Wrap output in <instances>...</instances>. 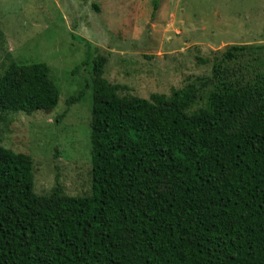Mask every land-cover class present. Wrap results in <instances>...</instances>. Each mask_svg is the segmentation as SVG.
I'll use <instances>...</instances> for the list:
<instances>
[{
    "label": "trees",
    "instance_id": "trees-1",
    "mask_svg": "<svg viewBox=\"0 0 264 264\" xmlns=\"http://www.w3.org/2000/svg\"><path fill=\"white\" fill-rule=\"evenodd\" d=\"M89 60L91 192L36 194L32 158L0 146V264H264V47L228 48L192 113L205 84L121 96L107 56ZM59 94L45 63L0 75V112L50 111Z\"/></svg>",
    "mask_w": 264,
    "mask_h": 264
},
{
    "label": "rangeland",
    "instance_id": "rangeland-1",
    "mask_svg": "<svg viewBox=\"0 0 264 264\" xmlns=\"http://www.w3.org/2000/svg\"><path fill=\"white\" fill-rule=\"evenodd\" d=\"M151 1L0 0V75L10 62L45 63L60 91L50 111L0 112V146L32 158L36 194L57 181L69 196L91 192L87 54L107 56L103 77L123 87L121 96L168 97L205 84L192 113L218 86L212 69L228 48L264 47V0H158L154 12ZM256 58L229 64L232 79Z\"/></svg>",
    "mask_w": 264,
    "mask_h": 264
}]
</instances>
